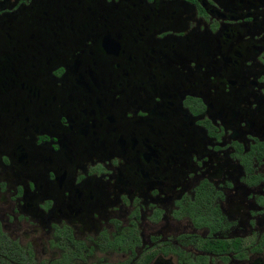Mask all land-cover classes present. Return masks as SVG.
<instances>
[{"label":"flooded vegetation","instance_id":"obj_1","mask_svg":"<svg viewBox=\"0 0 264 264\" xmlns=\"http://www.w3.org/2000/svg\"><path fill=\"white\" fill-rule=\"evenodd\" d=\"M0 264H264V0H0Z\"/></svg>","mask_w":264,"mask_h":264},{"label":"trees","instance_id":"obj_2","mask_svg":"<svg viewBox=\"0 0 264 264\" xmlns=\"http://www.w3.org/2000/svg\"><path fill=\"white\" fill-rule=\"evenodd\" d=\"M14 247H11L9 250L5 249L2 244L0 243V259L4 258L5 256H9L10 258H19L20 249L17 243H13ZM3 264V263H1Z\"/></svg>","mask_w":264,"mask_h":264}]
</instances>
